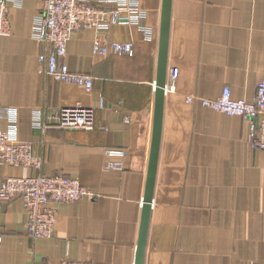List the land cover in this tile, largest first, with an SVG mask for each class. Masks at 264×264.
<instances>
[{
	"label": "crops",
	"instance_id": "1",
	"mask_svg": "<svg viewBox=\"0 0 264 264\" xmlns=\"http://www.w3.org/2000/svg\"><path fill=\"white\" fill-rule=\"evenodd\" d=\"M139 3V26L80 30L68 40L63 61L92 79L88 91L43 73L31 35L41 3L8 8L0 129L14 124L17 139L41 156L42 174L75 178L93 196L57 205L53 236L35 242L22 200L3 204L0 264H133L151 167L143 264H264V151L249 146L243 120L198 101L225 87L234 99L254 97L264 75V0H171L165 82L173 69L177 78L156 122L163 0ZM95 38L130 42L132 51L96 55ZM76 105L92 109L93 130L34 125L37 118L51 125L60 109ZM110 162L122 166L106 169ZM34 173L0 165V181Z\"/></svg>",
	"mask_w": 264,
	"mask_h": 264
},
{
	"label": "built area",
	"instance_id": "2",
	"mask_svg": "<svg viewBox=\"0 0 264 264\" xmlns=\"http://www.w3.org/2000/svg\"><path fill=\"white\" fill-rule=\"evenodd\" d=\"M41 9L35 16L31 35L41 46L37 61L43 65V73L57 82L72 84L90 90L92 79L80 73L71 72L63 61L66 44L71 36L80 30L105 32L111 25L125 24L139 26L145 18L139 0H38ZM22 0H0V39L10 33L7 11L10 6L19 7ZM150 31H146L149 34ZM132 43L104 41L95 38L92 51L96 55L129 54ZM177 70L170 71L165 82L164 94L174 89ZM192 100L186 99L187 103ZM208 109L243 120L249 131V146L264 151V75L256 85L251 101L232 98L227 87L216 99H198ZM37 128L56 127L65 130H86L94 128V113L90 108L79 105L62 108L53 117L51 125L39 120ZM109 157H122L123 151L108 150ZM0 165L14 168H28L31 176H9L0 181V207L15 199H21L26 211L25 231L32 241L51 238L54 234L57 205L70 204L93 194L75 178L61 173H41L42 158L33 152L31 143L19 141L16 127L0 129ZM110 168L120 169V163H108ZM60 264H87L62 260Z\"/></svg>",
	"mask_w": 264,
	"mask_h": 264
},
{
	"label": "water",
	"instance_id": "3",
	"mask_svg": "<svg viewBox=\"0 0 264 264\" xmlns=\"http://www.w3.org/2000/svg\"><path fill=\"white\" fill-rule=\"evenodd\" d=\"M171 0H163L162 3V16H161V34H160V54H159V73L158 79L155 82V122L159 118V110L163 101L164 96V86H165V57L167 52V42H168V29H169V15H170ZM153 168H150V173L146 185V195L142 201V215H141V225L139 231V241L136 246L135 260L133 264H143L142 254L145 243V234L147 230V222L149 209L152 206L151 198V185L153 182L152 175Z\"/></svg>",
	"mask_w": 264,
	"mask_h": 264
},
{
	"label": "rangeland",
	"instance_id": "4",
	"mask_svg": "<svg viewBox=\"0 0 264 264\" xmlns=\"http://www.w3.org/2000/svg\"><path fill=\"white\" fill-rule=\"evenodd\" d=\"M110 163H111V162H110ZM105 168H106V169H111V168L108 166V164L105 165Z\"/></svg>",
	"mask_w": 264,
	"mask_h": 264
}]
</instances>
